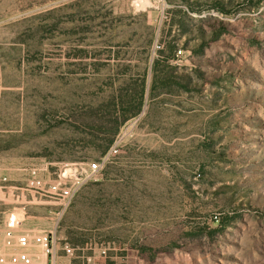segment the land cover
I'll return each mask as SVG.
<instances>
[{"label": "rangeland", "instance_id": "obj_1", "mask_svg": "<svg viewBox=\"0 0 264 264\" xmlns=\"http://www.w3.org/2000/svg\"><path fill=\"white\" fill-rule=\"evenodd\" d=\"M21 205L61 263L264 264V0H0V225Z\"/></svg>", "mask_w": 264, "mask_h": 264}, {"label": "built area", "instance_id": "obj_2", "mask_svg": "<svg viewBox=\"0 0 264 264\" xmlns=\"http://www.w3.org/2000/svg\"><path fill=\"white\" fill-rule=\"evenodd\" d=\"M102 169L99 160L70 165L63 169L54 181L38 184L41 198L45 196L68 204L81 185L102 177ZM37 170L38 168H32L31 172L36 174ZM25 211V205L13 208L0 225V264H32L34 258H40L38 254L36 255L38 249L48 257L49 264H72L60 262L56 229L47 231L21 229Z\"/></svg>", "mask_w": 264, "mask_h": 264}, {"label": "crops", "instance_id": "obj_3", "mask_svg": "<svg viewBox=\"0 0 264 264\" xmlns=\"http://www.w3.org/2000/svg\"><path fill=\"white\" fill-rule=\"evenodd\" d=\"M3 193V192H2ZM37 223V222H36ZM35 222L34 223H30V226L29 227H26V228H24L23 227V224H22V226H21V229H23V230H25V231H31V230H35L34 228H35V226L37 225ZM41 225V224H40Z\"/></svg>", "mask_w": 264, "mask_h": 264}]
</instances>
